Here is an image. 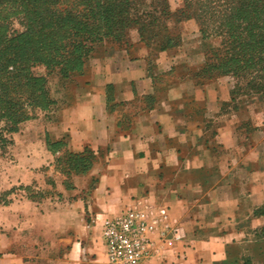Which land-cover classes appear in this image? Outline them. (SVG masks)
I'll return each mask as SVG.
<instances>
[{
    "label": "crops",
    "instance_id": "obj_1",
    "mask_svg": "<svg viewBox=\"0 0 264 264\" xmlns=\"http://www.w3.org/2000/svg\"><path fill=\"white\" fill-rule=\"evenodd\" d=\"M171 71L108 51L46 139L38 128L19 135L26 152L1 189L48 194L0 205V264H104L103 224L127 207L147 209L162 231L141 264H227L231 244L264 241V117L230 107L221 81ZM62 151L91 159L71 185L53 169Z\"/></svg>",
    "mask_w": 264,
    "mask_h": 264
},
{
    "label": "rangeland",
    "instance_id": "obj_2",
    "mask_svg": "<svg viewBox=\"0 0 264 264\" xmlns=\"http://www.w3.org/2000/svg\"><path fill=\"white\" fill-rule=\"evenodd\" d=\"M6 1L0 4V53L6 51L3 59L11 62L0 72V83L6 85V95L11 98L9 107L16 108L14 103L17 102L28 119L18 125V132L2 136L6 142L0 143V205L12 197L39 199L48 194V188L38 184L27 187L18 184L10 191L1 189L4 174L17 165L26 152L19 135L38 128L41 138L46 139L45 127L66 116L65 110L78 101L86 79L102 64L108 51H124L132 58L143 56L151 69L165 63L170 65L173 77L190 76L202 83L221 81L230 88V107H250L264 117L263 80H259L257 74L241 76L239 72L229 71L230 64L217 55L220 39L216 31L203 35L198 21L179 13L184 0H125L121 13H94L96 0ZM154 8L155 13H148ZM118 10L116 8V12ZM49 30L64 35L66 40L59 43L54 38L51 42L38 43L37 39ZM68 33H78L84 40L95 41L92 44L82 41V45L89 48L83 58L76 59L73 45H77L79 39L68 37ZM16 69L20 77L19 84L14 86ZM30 98L41 102L40 106L32 104ZM257 114L254 119L259 123ZM243 129L247 135L253 132L254 126L248 123ZM72 162L62 151L53 167L55 172L68 173L67 177L64 175L67 185H71L74 176L82 175L81 169L76 171ZM51 182L52 177H46V185ZM255 236H264V232ZM15 248L18 251L17 244ZM27 260L28 264H36L32 255ZM227 264H264V241L231 244Z\"/></svg>",
    "mask_w": 264,
    "mask_h": 264
},
{
    "label": "trees",
    "instance_id": "obj_3",
    "mask_svg": "<svg viewBox=\"0 0 264 264\" xmlns=\"http://www.w3.org/2000/svg\"><path fill=\"white\" fill-rule=\"evenodd\" d=\"M96 1L98 5L94 13H121V7L124 4L122 1L125 0ZM3 2L7 1L0 0V4ZM116 8H119L117 12ZM155 12L156 9L154 8L148 13ZM161 12L166 13L163 10ZM179 13L184 15V18H193L198 21L199 32L203 35H206L210 30L216 31L220 39L219 47L216 50L217 55L220 60L230 64L228 69L232 74L236 72H239L241 76L257 74V78L263 80L262 85H264V0H184V7ZM70 36L72 39H79L77 45H73L75 47L73 50L77 53L76 59L83 58L88 52L89 48L82 45V41L90 44L95 42L92 39H82L78 33H68V37ZM99 37L102 38L101 34ZM54 38L59 43L66 40L64 35H56L53 30H49L46 35H41L37 41L38 43L43 40L51 42ZM45 46L47 45L44 44L43 48ZM5 54L6 51L0 53V72L4 71L11 62L3 59ZM73 62H77L75 58ZM15 71L16 84L14 86L19 84L20 77L19 71L17 69ZM9 100L11 101V98L6 95V85L0 83V122L3 123V126L0 127V143L6 142V139L2 137L3 133L18 132V125L28 119L17 102L14 103L16 108H10ZM29 100L36 107L40 106L41 102L37 99L30 98ZM46 145L52 150L64 146V142L52 144L46 140ZM66 154L71 158V162L73 161V168L76 171L81 169L82 174L91 165L88 153L79 155L66 152ZM62 174L68 176V173L63 172Z\"/></svg>",
    "mask_w": 264,
    "mask_h": 264
},
{
    "label": "built area",
    "instance_id": "obj_4",
    "mask_svg": "<svg viewBox=\"0 0 264 264\" xmlns=\"http://www.w3.org/2000/svg\"><path fill=\"white\" fill-rule=\"evenodd\" d=\"M154 236L161 240L162 231L147 209L124 208L103 224L104 264H141L153 255Z\"/></svg>",
    "mask_w": 264,
    "mask_h": 264
}]
</instances>
